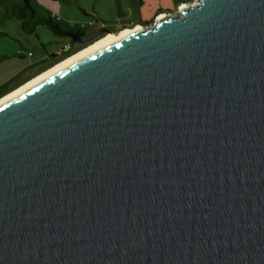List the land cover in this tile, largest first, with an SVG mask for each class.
<instances>
[{"label": "water", "instance_id": "water-1", "mask_svg": "<svg viewBox=\"0 0 264 264\" xmlns=\"http://www.w3.org/2000/svg\"><path fill=\"white\" fill-rule=\"evenodd\" d=\"M0 264H264V0L183 4L1 101Z\"/></svg>", "mask_w": 264, "mask_h": 264}, {"label": "rangeland", "instance_id": "rangeland-1", "mask_svg": "<svg viewBox=\"0 0 264 264\" xmlns=\"http://www.w3.org/2000/svg\"><path fill=\"white\" fill-rule=\"evenodd\" d=\"M197 2L198 0H31V6L38 15L46 19L52 16L53 21L86 24L94 21V16H97L99 23L106 22L114 25L115 27L111 29L115 32L125 25L130 26L136 22L147 23L153 20L149 25L151 26L161 13L176 15L178 7L183 4L195 5ZM13 5L14 0H0V52L2 55L9 56L0 63V76L18 66H27L44 55L57 53L62 50L65 43H69L67 36L58 34L48 24H38L35 31L31 33L34 44L26 38L21 40L16 25L18 18L12 11ZM99 23L93 26L87 25L88 31L100 27ZM31 29L33 30V27ZM9 30L15 37L7 34ZM19 40L23 41L24 45H21ZM27 47L35 53L34 56H27L18 64L15 55L19 51L27 52ZM67 53L64 52L60 57Z\"/></svg>", "mask_w": 264, "mask_h": 264}, {"label": "crops", "instance_id": "crops-1", "mask_svg": "<svg viewBox=\"0 0 264 264\" xmlns=\"http://www.w3.org/2000/svg\"><path fill=\"white\" fill-rule=\"evenodd\" d=\"M52 1H57V0H52ZM18 3H19L18 0H14V5H13L12 11L17 16V18H18L17 21H16V25H17V31H19V34L21 35V36H19V38L21 40L24 39V38H26L28 41L31 42V44H34L35 41L32 39L31 32H29V33L27 32L28 31L27 26H25V27L22 26V20L14 12V7ZM35 13H36L37 16H40V15L37 14L36 11H35ZM40 17H42V16H40ZM29 21H30L29 23L31 25L32 24H35L36 23V17L31 18ZM79 24H81V23H75V25H79ZM86 24H88V23H86ZM7 34H9L12 37H15L14 35L11 34L10 30H9V32ZM20 43H21V45H24V42L23 41H20ZM28 51H32V50L29 47H27V52ZM27 52L26 51H23L22 56H19L18 55L19 52H18L17 55H15V59H16V61H17L18 64L21 63L27 56H29ZM1 53L2 52H0V63L3 62L6 58H9V56L2 55ZM34 54L35 53H33L29 57H33ZM42 58L43 57H41L39 60H36L35 62H32L31 64H29L27 66L21 65V66H18V68H13V70H9L10 72L9 71H6L3 76H0V98L2 96H4L5 94L11 92L15 88L19 87L20 85L24 84L26 81H28L29 79H31L34 76L38 75L42 71H44V68H40L39 67V64H40Z\"/></svg>", "mask_w": 264, "mask_h": 264}, {"label": "flooded vegetation", "instance_id": "flooded-vegetation-1", "mask_svg": "<svg viewBox=\"0 0 264 264\" xmlns=\"http://www.w3.org/2000/svg\"><path fill=\"white\" fill-rule=\"evenodd\" d=\"M94 24L95 23H99V20L97 18H94ZM153 21V20H152ZM152 21H149L147 23H141V22H136L133 23L132 25H125L124 27L120 28L118 31H122L124 29H134L137 27H141V28H146L148 27ZM115 23V22H113ZM118 23V22H116ZM93 24V25H94ZM100 27L94 29L93 31H88L89 27H78V26H74L68 29H64L66 31H70L73 33H76V36H74V38L72 37H68L69 38V46H70V50L76 52L79 51L80 49L86 47L87 45H89L90 43H93L94 41L100 39L101 37L105 36L108 33H112L113 32V27H115L114 25H110L106 22H102L99 23ZM92 25V26H93ZM112 28V29H111ZM103 30L102 33L100 34H96L98 31ZM56 32V31H55ZM75 40V41H74ZM60 58V55L58 53H52V54H47L44 55L39 67L40 68H44L47 69L49 67H51L53 64L57 63L56 61H58V59Z\"/></svg>", "mask_w": 264, "mask_h": 264}, {"label": "trees", "instance_id": "trees-1", "mask_svg": "<svg viewBox=\"0 0 264 264\" xmlns=\"http://www.w3.org/2000/svg\"><path fill=\"white\" fill-rule=\"evenodd\" d=\"M18 4L14 7V12L18 15V17L22 20V26L25 27L27 26L28 29V33L29 32H33L35 31L34 29L37 27L36 25L38 24H48L51 28V26H58L60 28V30H64V29H68L71 27L76 26L75 23H70L67 21H61V20H57V21H53L52 20V16H50V18L46 19L44 17H40L37 16L35 13V10L32 8L31 6V0H18ZM36 17V23L35 24H30L29 20L31 18ZM95 18H97V16H94ZM31 27H33V30L31 29ZM36 33V32H34ZM74 53V51H70L68 52L66 55L60 57L58 60H62L63 58L69 56L70 54ZM23 53H19V56H22ZM58 62V61H56Z\"/></svg>", "mask_w": 264, "mask_h": 264}, {"label": "bare ground", "instance_id": "bare-ground-1", "mask_svg": "<svg viewBox=\"0 0 264 264\" xmlns=\"http://www.w3.org/2000/svg\"><path fill=\"white\" fill-rule=\"evenodd\" d=\"M160 15H161V14H160ZM160 15H159V16H160ZM159 16H158V17H159ZM158 17H157V18H158ZM130 30H132V29H124V30L119 31V32H116V33H108V34H106L105 36L101 37L100 39H98V40L94 41L93 43H90V44L87 45L86 47L80 49L79 51H76V52L70 54L69 56L63 58L62 60H60V61H58L57 63L53 64L51 67H49L48 69L42 71L41 73H43V72H45V71L51 69L52 67H54L55 65H57V64L60 63L61 61L65 60V59H68V58H70V57L76 55L77 53H79V52H81V51H83V50L89 49V48H91L92 46H94V45H96V44H98V43H100V42H102V41H105V40H107V39H110V38H112V37H114V36H116V35L122 33V32L130 31ZM41 73H39V74H41ZM36 76H37V75H36ZM34 77H35V76H34ZM34 77H33V78H34ZM31 79H32V78H31ZM31 79H29V80H31ZM29 80H28V81H29ZM28 81H26V82H28ZM26 82H25V83H26ZM25 83H24V84H25ZM22 85H23V84H22ZM22 85H20L19 87H21ZM19 87L15 88V89L12 90L11 92H9V93L5 94L4 96H2V97L0 98V102L3 101L7 96H9L10 94H12V93H13L16 89H18Z\"/></svg>", "mask_w": 264, "mask_h": 264}, {"label": "built area", "instance_id": "built-area-1", "mask_svg": "<svg viewBox=\"0 0 264 264\" xmlns=\"http://www.w3.org/2000/svg\"><path fill=\"white\" fill-rule=\"evenodd\" d=\"M93 24H94V21L89 22L88 24L81 23V24L76 25V26L82 28V27H87V25H88V26H91V25H93ZM69 51H70L69 43H65V44L63 45V47H62V50H59L57 53H58L59 55H61V54H63L64 52H69ZM19 53L21 54V53H23V51H19ZM27 53H28L29 56H31V55L33 54L32 51H28Z\"/></svg>", "mask_w": 264, "mask_h": 264}]
</instances>
